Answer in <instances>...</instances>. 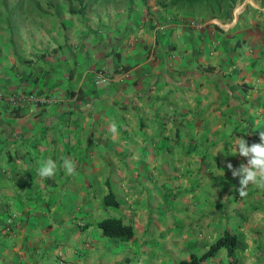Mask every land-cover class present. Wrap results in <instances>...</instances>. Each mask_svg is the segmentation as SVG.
<instances>
[{
    "label": "crops",
    "instance_id": "0c3cea01",
    "mask_svg": "<svg viewBox=\"0 0 264 264\" xmlns=\"http://www.w3.org/2000/svg\"><path fill=\"white\" fill-rule=\"evenodd\" d=\"M64 8L42 18L52 40L40 54L27 55L22 41L0 44V90L52 98L0 100V264H43L39 251L52 252V240L64 264H175L223 227L244 248L250 216L264 223V190L250 184L245 197L236 190L227 164L246 158L232 155L242 134L229 130L238 121L228 116L255 105L242 100L236 83L241 69L243 78L252 72L251 59L240 69L229 51L222 74L230 87L208 69L222 61L218 52L226 54L221 45L233 47L239 37L230 44L207 20L153 0H126L82 19ZM97 69L104 81L96 80ZM249 91L258 93L244 96ZM249 137L259 142V132ZM49 157L57 171L42 180L37 170ZM63 158L76 163L74 175ZM105 180L116 207L100 201ZM111 209L132 224L131 239L101 236L90 223Z\"/></svg>",
    "mask_w": 264,
    "mask_h": 264
},
{
    "label": "rangeland",
    "instance_id": "374dc122",
    "mask_svg": "<svg viewBox=\"0 0 264 264\" xmlns=\"http://www.w3.org/2000/svg\"><path fill=\"white\" fill-rule=\"evenodd\" d=\"M124 1L126 2V0H82V4H84V6L82 7L83 9L81 12H76V14H79V19H82L81 16L85 14L87 15L88 12L94 15L97 13V11L99 13H104L106 10L109 11V6H112L114 4L118 8H121L124 5ZM127 1H129L130 5L133 2H137V0ZM153 1L159 4V2H157L156 0ZM67 3H70L74 8L79 7V4L76 0H0V44L4 45L5 47V44L9 43L11 48H15L18 46L13 43L14 40H16V42H19V46H21L23 42L26 43L27 46H30L28 48L32 51V53L30 50H28L27 55L33 56V54H40L38 50L41 49L42 44H45V41L49 42V39L52 40V36L49 34V31L44 28L45 26L42 18L47 17V12H59L60 9L64 7V5H67ZM263 6L264 0H238L235 3L234 8L232 9L231 18L225 22L221 21V19L217 17L205 18L201 13L198 14L191 12V15L199 17L200 20H207L208 24H210L211 26L215 27L217 25L220 28L222 37H228V39L223 38L224 41H231L230 44L233 42L232 39L234 38V36L240 38L242 34L241 32H243L242 36H246V34H249L247 36V41H242L241 44L236 46V48L234 49L230 45H221L222 51L226 52V54L223 53L224 55H220V52H218V54L215 56L222 58V61H219L220 63H218V66H216L215 68L213 66L208 68L211 71H214V73L220 72L221 75L219 77V74L217 75L218 84H227L229 86L233 83H228L227 81L230 80L227 77H223L222 74V72L224 71L223 64H226L227 54L231 52V54L235 56L236 59L232 61V63L238 62L237 66L241 65L240 69L243 68L245 64H249V60L251 59V63L249 66H251L250 68L252 72L249 73L248 76H244V79L240 75L241 73H243L242 75H244V70L241 69V71H239V74H237V76H240V78H236V83L238 86L237 90L242 95V100H250L255 103V105H251L250 108L252 110H256V116L254 117L253 115L255 113V110L249 112L250 108L246 109V107L244 109L240 108L239 112L233 113L230 117L228 116V118L230 119L234 116V119L238 121V123L234 124L235 120H231V124H228L229 130H232V128L237 129V132H235V134H242L241 137H244V134H247L248 132L264 131V125L256 126L257 124L254 123L255 118L259 119V117H261L262 120H264V15L261 13L264 10ZM64 9L65 11H67L66 8ZM190 22L194 23L195 21L193 19H190ZM51 31L53 30L51 29ZM23 48L26 49L25 46ZM236 50H242L243 52L235 54ZM24 60L31 59L26 56L24 57ZM243 60H248V63H244L245 61ZM244 82L246 85H244ZM241 88L244 91L246 90L245 93L248 89L255 88L256 92L258 93L252 95V91H249V93L246 94L248 95V97H246L244 96V92V94H242ZM242 104H245V102ZM244 106H247V104H245ZM248 118H250L252 123H247ZM249 138V141L247 140L249 145L253 142L258 143L255 139L251 137ZM231 140L232 139H229V141ZM229 141H227L228 146H230ZM219 143L221 144V142ZM214 147L219 148V144ZM191 193L194 194L193 192H190V194H187L186 196L190 198L189 196H191ZM190 200L192 201V198H190L189 201ZM115 214L116 212L114 209H111L109 211V215ZM97 218H99V216ZM260 218L262 217L258 214L251 215L250 219L248 220V224H246L247 232L246 234H243L246 243L244 244V248L236 249V256L239 264H264V223L261 222L262 219ZM242 219L243 218H241L240 220ZM237 230L238 232H241L240 228H238ZM51 243L52 244L50 246V251L54 252L55 248H57L58 243H56L54 240H52ZM52 252L48 253L46 250L42 252L41 250L39 251V257L43 255V258H41L44 259L42 260L43 264H64L65 261H68L66 259H63V257H57L58 255ZM220 254L221 251L214 255V261H204V264H222L223 260L220 257ZM223 257L225 263L226 259L224 253Z\"/></svg>",
    "mask_w": 264,
    "mask_h": 264
},
{
    "label": "trees",
    "instance_id": "16d2710c",
    "mask_svg": "<svg viewBox=\"0 0 264 264\" xmlns=\"http://www.w3.org/2000/svg\"><path fill=\"white\" fill-rule=\"evenodd\" d=\"M79 4L78 8H74L70 3H67V11L81 12L82 0H76ZM162 7L181 8L185 12L202 14L205 18L217 17L221 21H227L231 18L232 9L238 0H156ZM179 8V9H180ZM264 8V6H263ZM264 15V10L261 12ZM219 28L217 25L215 26ZM220 29V28H219ZM244 38H235L233 47H236L244 41ZM252 65V64H251ZM244 85L245 82H244ZM241 92L244 90L241 88ZM106 192L100 197V201L105 206H118L119 201L115 194L108 186ZM94 225L99 228V234L104 237H114L120 242H125L133 237L134 230L130 222H124L119 215H105L93 220ZM242 248L237 233L228 227L216 234L207 246L201 251H189L187 257L179 258L175 264H203V261L216 255L223 250L226 262L224 264H239L236 256V249Z\"/></svg>",
    "mask_w": 264,
    "mask_h": 264
},
{
    "label": "clouds",
    "instance_id": "9594fccd",
    "mask_svg": "<svg viewBox=\"0 0 264 264\" xmlns=\"http://www.w3.org/2000/svg\"><path fill=\"white\" fill-rule=\"evenodd\" d=\"M110 130L116 134V124L110 125ZM233 154L246 158V163H240L238 167H233L231 163L227 168L233 178H238L239 187L236 189L241 197L247 196L248 186L254 185L260 190H264V131L259 132V142L249 145L244 137H237L232 143ZM62 167L66 174L72 176L76 173L77 165L70 158H63ZM57 171V163L52 158H47L41 162L37 170L38 176L42 180L52 179Z\"/></svg>",
    "mask_w": 264,
    "mask_h": 264
},
{
    "label": "built area",
    "instance_id": "2783aa9c",
    "mask_svg": "<svg viewBox=\"0 0 264 264\" xmlns=\"http://www.w3.org/2000/svg\"><path fill=\"white\" fill-rule=\"evenodd\" d=\"M95 76L97 81H104L107 78V75L102 71V69H97L95 71ZM50 99L52 98H49L48 96L36 95L28 91H18V92L10 91L5 93L0 90V100H4L6 102L13 104H17L20 101L43 103Z\"/></svg>",
    "mask_w": 264,
    "mask_h": 264
}]
</instances>
